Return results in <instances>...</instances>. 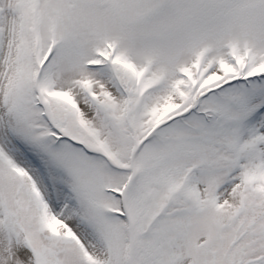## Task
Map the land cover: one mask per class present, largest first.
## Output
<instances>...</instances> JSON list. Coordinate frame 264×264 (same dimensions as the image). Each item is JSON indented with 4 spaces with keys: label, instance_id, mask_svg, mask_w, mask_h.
Returning a JSON list of instances; mask_svg holds the SVG:
<instances>
[{
    "label": "snow or ice",
    "instance_id": "snow-or-ice-1",
    "mask_svg": "<svg viewBox=\"0 0 264 264\" xmlns=\"http://www.w3.org/2000/svg\"><path fill=\"white\" fill-rule=\"evenodd\" d=\"M0 264H264V0H0Z\"/></svg>",
    "mask_w": 264,
    "mask_h": 264
}]
</instances>
